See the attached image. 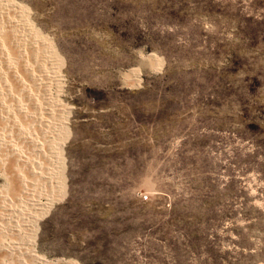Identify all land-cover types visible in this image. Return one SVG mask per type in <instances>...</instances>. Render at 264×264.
<instances>
[{
    "label": "rangeland",
    "instance_id": "rangeland-1",
    "mask_svg": "<svg viewBox=\"0 0 264 264\" xmlns=\"http://www.w3.org/2000/svg\"><path fill=\"white\" fill-rule=\"evenodd\" d=\"M33 255L264 264V0H0V264Z\"/></svg>",
    "mask_w": 264,
    "mask_h": 264
},
{
    "label": "bare ground",
    "instance_id": "bare-ground-1",
    "mask_svg": "<svg viewBox=\"0 0 264 264\" xmlns=\"http://www.w3.org/2000/svg\"><path fill=\"white\" fill-rule=\"evenodd\" d=\"M4 5V4H3ZM18 25H20V24H18ZM25 28V27H24ZM22 31V30H21ZM29 35V34H28ZM41 42V41H40ZM23 44V43H22ZM41 44V43H40ZM46 54V53H45ZM14 68V67H13ZM12 69V68H11ZM155 69V68H154ZM28 73V72H27ZM49 74V73H48ZM17 79V78H16ZM20 80V79H19ZM26 85V84H25ZM40 146V145H39ZM44 150V149H43ZM50 151V150H49ZM48 161V160H47ZM34 162V161H33ZM38 176H40V175H38ZM43 176V175H42ZM47 176V175H46ZM49 176V175H48ZM46 179H48V178H46ZM52 187V186H51ZM28 190V189H27ZM30 190V189H29ZM50 190V189H49ZM52 190V189H51ZM26 194V193H25ZM44 197V196H43ZM49 197V196H48ZM44 199V198H43ZM30 202V201H29ZM34 202V201H33ZM36 203V202H35ZM39 203V202H38ZM34 208V207H33ZM16 209V208H15ZM23 209V208H22ZM30 209V208H29ZM25 210V209H24ZM20 211H22V210H20ZM17 212V211H16ZM19 212V211H18ZM29 212V211H28ZM12 213V212H11ZM20 213V212H19ZM18 218V217H17ZM25 219V218H24ZM26 220V219H25ZM14 223V222H13ZM16 226V225H15ZM17 227V226H16ZM18 235V234H17ZM20 235V234H19ZM19 245V244H18ZM17 246V245H16ZM4 247H5V245H4ZM7 248V247H6ZM11 248V247H10ZM15 251V250H14ZM23 255V254H22ZM34 256V255H33ZM36 259V261L39 263V264H49L46 260H40L39 259V256H34ZM19 262V261H18Z\"/></svg>",
    "mask_w": 264,
    "mask_h": 264
}]
</instances>
